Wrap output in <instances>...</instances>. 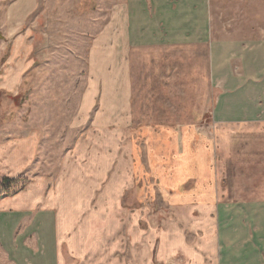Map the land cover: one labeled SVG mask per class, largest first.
Segmentation results:
<instances>
[{"label":"crops","instance_id":"obj_1","mask_svg":"<svg viewBox=\"0 0 264 264\" xmlns=\"http://www.w3.org/2000/svg\"><path fill=\"white\" fill-rule=\"evenodd\" d=\"M39 6L8 4L2 34L15 46L0 57L14 77L0 90L21 89L31 70L47 63V19ZM134 11L119 4L102 29L96 43L119 65L100 68L102 79L67 120L76 125L60 171L33 174L47 138L46 114L37 125L34 119L0 130V186L28 178L0 197V243L14 264H264V42L261 67L240 61L243 73L237 66L230 75L228 116L215 118L211 137L206 121L199 123L205 110L191 122L189 104L172 99L173 68L152 58L153 65L137 67L154 44L168 46L174 37L146 34L150 20L138 21ZM251 76L260 77V102L250 101ZM30 107L27 101L24 110ZM222 122L237 127L228 152ZM224 151L238 166L228 184Z\"/></svg>","mask_w":264,"mask_h":264},{"label":"rangeland","instance_id":"obj_2","mask_svg":"<svg viewBox=\"0 0 264 264\" xmlns=\"http://www.w3.org/2000/svg\"><path fill=\"white\" fill-rule=\"evenodd\" d=\"M12 1L0 0V56L12 52L15 46L11 36L2 34L7 24V7ZM39 4L47 19L45 32L50 53L47 63L31 70L32 74L20 84L21 89L0 90V130H6L8 124L22 126V121L27 123L34 119L37 125V116L44 114L50 118L46 124L47 138L40 147L33 174L53 175L60 171L63 153L70 146L69 133L76 125L67 120L76 111L79 113L83 93L91 84H98L95 78L102 79L100 68L107 67L108 62L112 69L119 65L117 56L108 54L111 49L96 43L108 20L115 19L119 4L134 8L138 21L150 20L144 27L146 34L174 37V42L168 46L154 44L148 54L144 53L137 60V67L148 68L152 58L155 66L173 68L174 74L169 75L173 82L169 91L172 99L189 104L191 122L205 110L207 119L199 123L206 121L211 137L215 118L222 115L224 121L228 116V100L233 86L230 75L236 74L237 66L240 74L244 70L239 62L245 61L250 69L261 67L264 0H39ZM113 30L111 32L116 34L115 28ZM178 36H183V41L176 42ZM114 45L116 48V43ZM6 68L5 60L0 57V86L14 77L5 73ZM260 84V77L251 76L250 101L260 102ZM254 93L258 96L256 99L252 97ZM220 94L221 112L217 102ZM27 101L31 107L26 112L24 105ZM11 121L17 122L12 124ZM77 128L81 130L83 126ZM220 128L223 148L228 152L232 142L230 131L237 127L222 122ZM226 152H223L222 160L223 170H226L224 184L229 183L230 168L238 167L231 164ZM234 176L239 177V172L237 175L234 172ZM27 181L25 177L12 185L0 186V197L21 189ZM0 264H14L1 243Z\"/></svg>","mask_w":264,"mask_h":264},{"label":"trees","instance_id":"obj_3","mask_svg":"<svg viewBox=\"0 0 264 264\" xmlns=\"http://www.w3.org/2000/svg\"><path fill=\"white\" fill-rule=\"evenodd\" d=\"M4 182H5V184H8V183H10V179H8V178H7V179H5V181H4Z\"/></svg>","mask_w":264,"mask_h":264}]
</instances>
